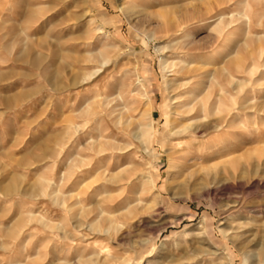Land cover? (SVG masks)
<instances>
[{
    "label": "rangeland",
    "instance_id": "1",
    "mask_svg": "<svg viewBox=\"0 0 264 264\" xmlns=\"http://www.w3.org/2000/svg\"><path fill=\"white\" fill-rule=\"evenodd\" d=\"M223 260L264 264V0H0V264Z\"/></svg>",
    "mask_w": 264,
    "mask_h": 264
},
{
    "label": "bare ground",
    "instance_id": "2",
    "mask_svg": "<svg viewBox=\"0 0 264 264\" xmlns=\"http://www.w3.org/2000/svg\"><path fill=\"white\" fill-rule=\"evenodd\" d=\"M191 100V99H190ZM192 104V103H191ZM201 111V110H200ZM197 112V111H196ZM187 115V114H186ZM195 116V115H194ZM197 116V115H196ZM198 117V116H197ZM190 121H188V123H189ZM185 124H187V123H185ZM190 125V124H189ZM177 127H180V126H177ZM184 127V126H183ZM186 128H187V126H186ZM190 128V127H189ZM177 130V129H176ZM179 130V129H178ZM192 130V129H191ZM167 134H170V133H167ZM172 134V133H171ZM170 134V135H171ZM131 135H132V138H142L143 136H145L146 135V124L144 123V124H142V126H140V128L136 131H134V132H132L131 133ZM145 138V137H144ZM137 141V140H136ZM106 221V220H105ZM200 228V227H199ZM198 228V229H199ZM198 231V230H197ZM236 249V248H235ZM217 255V254H216ZM221 257V256H220ZM263 258H258L257 260H256V262H260L261 260H262ZM222 263L223 264H227V261L226 260H223L222 261Z\"/></svg>",
    "mask_w": 264,
    "mask_h": 264
}]
</instances>
